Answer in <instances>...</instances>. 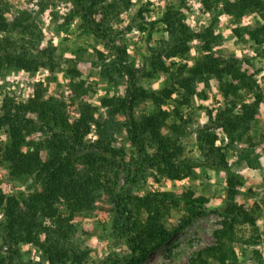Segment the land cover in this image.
I'll return each instance as SVG.
<instances>
[{
  "label": "trees",
  "instance_id": "obj_1",
  "mask_svg": "<svg viewBox=\"0 0 264 264\" xmlns=\"http://www.w3.org/2000/svg\"><path fill=\"white\" fill-rule=\"evenodd\" d=\"M98 1L71 0L83 21L109 48L107 54L98 50L100 66L112 78L119 75L126 80L124 94L100 100L105 114H98V107L84 102L74 119L63 100L52 96L44 98L40 88L21 101L9 96L2 100L0 127L6 128L10 138L0 145V156L8 163L11 175L34 176L36 182L41 183L40 188L27 194L8 195L0 181L5 242L10 248L24 243L40 245L50 264L67 261L84 264L87 254L71 247L69 235L59 225L62 218L59 205H65L72 212L89 210L95 207L98 197H104L113 205L114 228L120 230L129 253L123 257H108L96 264H142L178 231L208 213L209 198L190 190L179 193L156 190L139 195L133 191L136 181L149 169L157 175L181 180L194 169L207 167L227 173V199L221 212L223 227L215 231V244L195 252L187 264H209L211 260L217 264H232L229 257L234 251L227 242L235 237L234 227L239 223L255 225L256 216L244 202H239L243 176L232 169L225 148L218 144L220 136L215 128H222L231 143L243 138L259 99L253 104H243L241 113L234 112L233 107L210 111V123L198 128L200 158L184 155L182 136L192 117L186 116L183 107H191L199 75H214L227 99L231 95L237 97L242 88H252L255 84L252 75L237 57L224 58L211 51L215 38L211 27L194 33L176 8L169 7L161 20L168 37L159 40L151 62L156 70L169 73L170 84L159 89L145 88L139 81L141 69L125 63L126 47L110 37L103 22L96 18ZM210 1L203 0L207 7ZM225 10L239 15L246 11L257 13L263 22L250 35L258 42L264 41V0H228ZM19 28L23 31L21 36H5L0 40V68L14 65L26 70L43 66L53 69L54 50L37 48L29 25H24L19 17L8 20L0 8V31L11 35ZM194 38L203 41L204 53L190 58L188 43ZM179 56L189 59L177 64L175 59ZM167 59L171 61L169 65ZM68 73L73 87L75 75L79 73L75 63ZM170 99L175 103L166 108ZM232 102L236 104L235 100ZM148 103H152L153 112L137 114V108ZM170 113H174L175 120L168 125ZM119 116L123 117L132 155L114 145V134L109 131V122ZM92 124L97 133L94 139L89 137ZM168 126L170 134H166ZM180 208H184L185 213L178 221H171L173 211ZM57 213L58 225L44 224L46 217L56 219ZM18 253V249H13V255ZM13 259L14 256L10 258Z\"/></svg>",
  "mask_w": 264,
  "mask_h": 264
},
{
  "label": "rangeland",
  "instance_id": "obj_2",
  "mask_svg": "<svg viewBox=\"0 0 264 264\" xmlns=\"http://www.w3.org/2000/svg\"><path fill=\"white\" fill-rule=\"evenodd\" d=\"M227 1L212 0L210 7H207L203 0H99L94 14L103 22L109 36L126 47L125 63L141 69L139 81L145 88L159 89L170 84L169 73L156 70L151 62L159 40L168 37L166 25L161 20L169 7L176 8L194 33L204 32L211 27L215 33L211 51L224 58L237 57L243 68L252 75L254 86L242 88L237 97L231 95L228 99L214 75H199L192 105L183 107V112L186 116L191 115L192 119L186 126L182 143L185 156L200 158L198 128L210 123V111L233 107L234 112L241 113L243 104H253L259 99L243 138L231 143L222 128L216 127L215 130L220 136L218 144L225 148L232 169L243 176L239 202H244L256 216L255 225H235V237L227 242L234 251L229 260L232 264H264V41L258 42L250 35L263 21L257 13L250 11L243 15L228 13L225 10ZM0 8L8 20L19 17L24 25H29L37 48H52L55 54L53 69L49 66L38 70L2 66L0 105L6 96L21 101L40 88L44 98L52 96L63 100L74 119L86 101L98 107V114H105L100 100L123 96L126 80L119 75L112 78L100 66L98 50L107 54L109 48L83 21L71 0H0ZM22 34L21 28L11 32V35L0 31V40L5 36L17 38ZM202 43L197 38L189 41L190 58L204 53ZM188 59L179 56L175 60L181 64ZM74 63L79 73L75 75L76 85L72 87L68 70ZM166 63L169 65L171 61L167 59ZM174 103L170 99L165 107L169 108ZM153 110L152 103L142 104L137 108V114L151 113ZM174 120V113H170L167 124H172ZM109 123V131L114 134V145L132 155L123 117H116ZM165 129L166 134L171 133L169 126ZM96 134V126L92 124L89 137L94 139ZM9 138L6 128L0 127V145L7 143ZM226 180L227 173L207 167L196 168L190 176L181 180L157 175L153 169L141 176L133 186L135 194L156 190L177 193L190 190L209 198L208 213L178 231L171 241L156 249L142 264H187L195 252L215 244V231L223 227L221 212L227 199ZM0 181L8 195L27 194L41 187L34 176L11 175L8 163L1 156ZM112 206L104 197H98L95 207L89 210L72 212L65 205H59V213L62 214L59 225L69 235L71 247L87 254L84 264H96L108 257H123L129 253L120 230L114 228ZM184 213V208L174 210L170 220L178 221ZM56 217H46L44 224L52 227L58 225V213ZM4 228V217L0 214V264H50L40 245L24 243L10 248L4 240ZM13 249H18V255H13ZM59 264L73 263L67 261ZM209 264L217 262L211 260Z\"/></svg>",
  "mask_w": 264,
  "mask_h": 264
}]
</instances>
